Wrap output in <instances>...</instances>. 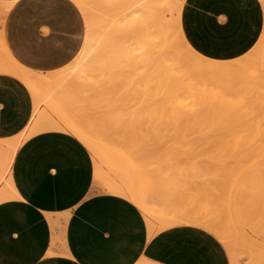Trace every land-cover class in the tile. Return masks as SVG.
<instances>
[{
  "label": "crops",
  "instance_id": "crops-1",
  "mask_svg": "<svg viewBox=\"0 0 264 264\" xmlns=\"http://www.w3.org/2000/svg\"><path fill=\"white\" fill-rule=\"evenodd\" d=\"M9 3L4 40L24 67L53 72L80 53L81 11L71 0ZM182 32L200 55L231 61L264 34L262 0H185ZM34 99L18 78L0 74V144L30 125ZM14 197L0 202V264H231L226 246L192 224L152 231L140 208L94 182V160L74 136L41 131L19 147Z\"/></svg>",
  "mask_w": 264,
  "mask_h": 264
},
{
  "label": "bare ground",
  "instance_id": "bare-ground-1",
  "mask_svg": "<svg viewBox=\"0 0 264 264\" xmlns=\"http://www.w3.org/2000/svg\"><path fill=\"white\" fill-rule=\"evenodd\" d=\"M71 1L84 15L88 31L78 56L66 67L55 71L59 73L57 79L52 76L54 71L30 70L11 55L4 40L9 3L0 2V74L20 79L31 91L35 107L29 127L14 139L0 144V202L14 197L11 171L15 155L21 144L38 132H66L84 144L95 159L111 160L112 153L103 136L106 132L104 126H107L105 119L101 117V120L99 116L100 121L95 118L89 121L86 120L88 113L81 111L80 114L84 115H77L76 111L82 109L78 103L81 105L79 100L83 95L92 93V98L94 95L97 98V94L104 96L102 99L98 96L101 99L98 101H103L98 108L100 111L107 109L108 113L116 109L115 102L113 105L110 101L138 100L140 108L149 109L156 119L153 123L159 120L155 123L158 126L161 120L162 126L166 124V116L167 120H173L175 129L248 131L262 127L260 123L256 124V118L260 116L249 114L244 106L241 108L245 110L238 113L239 102H235V109L232 107L234 100L223 103L221 94L226 91L230 94V90L237 88L240 90L238 93L244 96L239 100L242 103L246 95L259 92L247 87L251 81L261 84L264 80V34L244 56L226 62L216 61L200 55L184 37L181 14L185 0H108L109 7L116 8L115 15L122 14L119 19L114 15L109 20L98 17L95 11L97 0ZM262 3L264 5V0ZM116 6L118 10L121 7L119 12ZM259 57L261 67H251L250 63ZM44 103L54 115L47 110L40 111ZM227 105L232 114H227ZM67 111L74 113L70 115ZM100 173L99 166H96L94 176L97 181ZM105 177L102 178L103 190L134 202L144 213L152 231L182 224L199 226L226 244L231 264H239L238 249L224 227L206 216L157 210L156 204L152 203L156 189L146 184L143 175H140L137 185L128 179L109 176L105 180ZM251 255V264H264V254L260 258L256 252ZM139 264L152 263L144 261Z\"/></svg>",
  "mask_w": 264,
  "mask_h": 264
},
{
  "label": "rangeland",
  "instance_id": "rangeland-1",
  "mask_svg": "<svg viewBox=\"0 0 264 264\" xmlns=\"http://www.w3.org/2000/svg\"><path fill=\"white\" fill-rule=\"evenodd\" d=\"M116 7L119 12L121 7L119 10ZM115 9L109 7L108 0H97L95 11L100 20L119 19L122 14L115 15ZM82 16L87 34V23ZM259 59L253 60L250 66L260 68ZM55 71L52 76L57 79L59 73ZM247 88L259 92L246 95L243 105L239 100L244 96L237 88L230 90V94L226 91L221 95L223 103L234 100L231 106L235 109V102H239L238 113L247 109L249 114L260 116L256 118V124L260 123L262 127L248 131L175 129L173 120H167L166 116L164 120L168 125L162 126L161 120L160 127L155 124L159 120L153 123L156 119L149 109L140 108L138 100L110 101L115 102L116 109L108 113L107 109L100 107L104 113L98 108L103 103L98 100L104 96L97 94V98L95 95L92 98L90 92L91 95L87 93L89 96L83 95V102L79 101L85 105L78 103L82 109L76 111L77 115H84L80 114L81 111L88 113L89 119L83 116L86 120L105 119L106 132L102 129L105 135L100 132L112 153L110 161L93 157L94 173L96 166L101 172L99 181L94 176L95 184L103 190L102 178L108 174L137 185L143 175L146 184L156 189L152 203L156 204L157 210L206 216L228 231L240 254L239 264H251V254L256 252L259 258L264 254V80L261 84L251 81ZM84 97L89 99L86 101ZM226 107L228 113H225L232 114L229 105ZM45 110L54 115L44 103L40 111ZM74 112L67 111L69 114Z\"/></svg>",
  "mask_w": 264,
  "mask_h": 264
}]
</instances>
